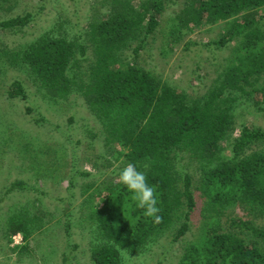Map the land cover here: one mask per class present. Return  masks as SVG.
<instances>
[{
	"label": "trees",
	"instance_id": "16d2710c",
	"mask_svg": "<svg viewBox=\"0 0 264 264\" xmlns=\"http://www.w3.org/2000/svg\"><path fill=\"white\" fill-rule=\"evenodd\" d=\"M12 1L0 0V9L9 10ZM173 3L177 0L137 4L107 0L109 10L103 1L92 6L87 23L91 31L80 36L70 35L58 22L17 47H9L0 37V75L9 68L23 70L53 102L78 92L106 128V153L119 144L125 151L123 166L135 164L157 190L160 223L134 208L116 179L97 186L79 211L66 206L58 223L63 224L72 251L81 246L71 234L78 222L89 233L92 264H123L118 248L141 255L162 240L165 250L160 254L167 259L175 242L182 243L187 236L191 242L184 247L179 264H264V224L257 222L264 220V127L244 123L232 139L241 98L264 110V0H185L179 11L165 19L166 42L171 44L188 32L221 21V36L208 45L220 48L237 43L232 58L200 95L169 85L140 57L147 37L160 26L166 5ZM34 18V13L26 12L3 19L0 30L22 29ZM7 97L27 99L24 82L13 79ZM98 153L91 155L95 166L102 152ZM59 157L55 152L51 164L42 163L46 173L53 176L62 171V164L67 165ZM107 162L104 165L110 168L113 163ZM89 184L92 188L93 182ZM12 193L48 194L21 177L12 180L3 194ZM199 200L203 201L202 218L194 230L193 213ZM29 201L7 214L0 228L7 240L19 233L28 239L51 218L45 210L32 209ZM235 208H241L245 216ZM14 248L22 257L33 252L29 243ZM66 253L62 252L63 264L70 260Z\"/></svg>",
	"mask_w": 264,
	"mask_h": 264
},
{
	"label": "rangeland",
	"instance_id": "374dc122",
	"mask_svg": "<svg viewBox=\"0 0 264 264\" xmlns=\"http://www.w3.org/2000/svg\"><path fill=\"white\" fill-rule=\"evenodd\" d=\"M102 1L106 3L103 6L107 7V0H14L11 7H8L9 10L0 9V21L26 12L34 13L35 18L22 29L0 30V37L9 47H17L52 30L58 22H63V30L72 33L70 35L80 36L91 31L87 23L94 12L92 6L101 5ZM131 1L137 4L142 0ZM184 2L185 0H177L176 4L166 5L160 26L154 34L147 37L140 57L145 65L153 68L169 85L200 95L208 90L214 78L232 58L237 43L234 41L220 48L208 45L221 36L223 21L188 32L177 43L166 42L169 36L166 33L168 27L165 19L179 11ZM105 10H109L108 7ZM78 38L83 42V36ZM15 78L24 82L27 99H8L7 90ZM38 85L23 70L9 68L5 74L0 75V197L3 198L0 201V228L11 208L20 207L29 200L32 209L45 210L51 218H46L47 223L43 229L30 234L28 239L19 233L9 241L0 231V264H63V251H67L70 258L65 264H92L88 231L82 228V224L75 222L71 234L81 246L72 251L67 243L63 224L58 222L62 220V211L66 206L79 211L81 203L97 186L107 185L110 180H118L116 174L126 166H123L125 151H121L119 144L114 143V152L106 153V128L78 92L74 91L67 99L53 102L46 98ZM246 95L252 98L249 94ZM241 101L236 111V130L232 139L239 134L244 123L264 127V110L244 98ZM27 107H31L32 111H27ZM55 152L60 154L61 160L67 162V165L62 164V171H56L52 176L45 172V164L42 163L51 164ZM98 152L102 153L95 166L91 162V155L94 157ZM225 153L230 155V150H225ZM108 159L113 163L110 168L105 167ZM184 163L187 164L185 160ZM188 164L191 170L190 161ZM83 171L90 175H82ZM20 177L29 178L48 194L4 195L6 186ZM70 182L75 183L73 187ZM91 182L93 187L89 188ZM55 196L62 198V201ZM202 208L203 201L199 200L193 213L196 222L194 230L198 226V220L202 218ZM235 210L239 215L242 214L241 208ZM77 215L80 216V213ZM257 222L264 224L261 219H257ZM189 238L187 236L182 243L181 240L175 242L169 249V254L167 253V259L160 254L165 250V245L161 243L165 242L163 240L150 245L141 255L127 250L124 252L129 255L130 264H157L156 260H162L161 264H179L184 247L191 242ZM26 243L30 244L33 252L22 257L14 247ZM183 243L186 244L182 246ZM73 257L76 260L71 261Z\"/></svg>",
	"mask_w": 264,
	"mask_h": 264
},
{
	"label": "clouds",
	"instance_id": "9594fccd",
	"mask_svg": "<svg viewBox=\"0 0 264 264\" xmlns=\"http://www.w3.org/2000/svg\"><path fill=\"white\" fill-rule=\"evenodd\" d=\"M117 183L128 193L131 205L141 210L145 218L155 223L161 222L159 196L155 186L149 183L145 172L139 170L135 164L128 163L119 170ZM118 251L121 252L124 264H130L129 255L122 249L118 248Z\"/></svg>",
	"mask_w": 264,
	"mask_h": 264
},
{
	"label": "built area",
	"instance_id": "2783aa9c",
	"mask_svg": "<svg viewBox=\"0 0 264 264\" xmlns=\"http://www.w3.org/2000/svg\"><path fill=\"white\" fill-rule=\"evenodd\" d=\"M19 238L22 239L21 235H19Z\"/></svg>",
	"mask_w": 264,
	"mask_h": 264
}]
</instances>
